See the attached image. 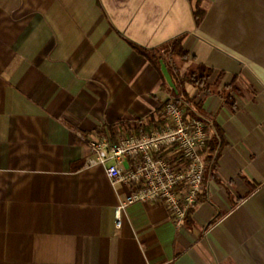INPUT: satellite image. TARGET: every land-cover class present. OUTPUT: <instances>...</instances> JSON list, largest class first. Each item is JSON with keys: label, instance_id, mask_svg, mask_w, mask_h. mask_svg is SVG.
<instances>
[{"label": "crops", "instance_id": "0c3cea01", "mask_svg": "<svg viewBox=\"0 0 264 264\" xmlns=\"http://www.w3.org/2000/svg\"><path fill=\"white\" fill-rule=\"evenodd\" d=\"M206 1L195 25L190 0H0V264H264V0ZM181 35L183 71L236 76L234 104L198 92L225 140L215 177L182 226L133 202L117 227L130 187L87 142L164 124L177 91L131 43Z\"/></svg>", "mask_w": 264, "mask_h": 264}, {"label": "built area", "instance_id": "2783aa9c", "mask_svg": "<svg viewBox=\"0 0 264 264\" xmlns=\"http://www.w3.org/2000/svg\"><path fill=\"white\" fill-rule=\"evenodd\" d=\"M163 118L164 124L150 133H131L116 142L106 138L87 142L86 163L102 165L112 184L130 187L114 210L117 227L121 211L133 202L164 205L177 227L197 202L205 167L198 149L206 139L205 124L199 118H186L174 98L164 104ZM169 148L176 153L165 157L163 152ZM124 159L127 167L122 164Z\"/></svg>", "mask_w": 264, "mask_h": 264}, {"label": "trees", "instance_id": "16d2710c", "mask_svg": "<svg viewBox=\"0 0 264 264\" xmlns=\"http://www.w3.org/2000/svg\"><path fill=\"white\" fill-rule=\"evenodd\" d=\"M190 2L192 5L194 23L195 25H199L206 13L207 1L190 0ZM183 41L184 35H181L168 43L161 44L154 48H146L134 43H131V45L142 57L151 63L156 70H158L163 84L177 91L174 101L184 110L185 117L188 119L192 117L199 118L205 124L204 131L206 139L203 146L198 149V153L203 158L205 164L200 192L197 196V202H199L206 197L207 180L215 177L214 169L220 151L225 145V140L222 130L214 120L213 115L206 113L202 109V102L198 94L202 93L203 96L217 94L224 100V103L234 104L230 93L231 91L237 92L238 88L234 84L236 76L233 75L229 82L225 83L224 86L218 90L219 84L223 82L225 78V73L223 71L219 72L214 82H210L209 78L213 73V69L203 63H196L192 68H187L183 71V66L190 60L188 51L183 46ZM162 67L167 71L170 79L169 81H167L164 76ZM186 84H191L196 88L197 94L192 96L185 89H182V94L179 96V87ZM170 99H167L161 104L162 109L164 104ZM133 131L135 133L147 131L145 123L140 122L135 125ZM194 206L195 204L186 210L184 220H190Z\"/></svg>", "mask_w": 264, "mask_h": 264}, {"label": "water", "instance_id": "95a60500", "mask_svg": "<svg viewBox=\"0 0 264 264\" xmlns=\"http://www.w3.org/2000/svg\"><path fill=\"white\" fill-rule=\"evenodd\" d=\"M162 70H163V73H164V76L166 77L167 81H169V76L167 74V71L162 67Z\"/></svg>", "mask_w": 264, "mask_h": 264}]
</instances>
